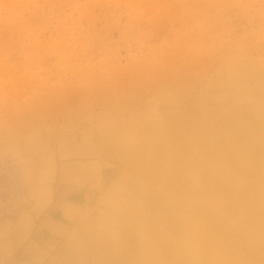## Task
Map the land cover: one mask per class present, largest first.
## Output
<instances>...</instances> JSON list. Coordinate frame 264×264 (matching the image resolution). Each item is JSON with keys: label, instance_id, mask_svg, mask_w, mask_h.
<instances>
[{"label": "rangeland", "instance_id": "obj_1", "mask_svg": "<svg viewBox=\"0 0 264 264\" xmlns=\"http://www.w3.org/2000/svg\"><path fill=\"white\" fill-rule=\"evenodd\" d=\"M263 189L264 0H0V264H140Z\"/></svg>", "mask_w": 264, "mask_h": 264}, {"label": "bare ground", "instance_id": "obj_2", "mask_svg": "<svg viewBox=\"0 0 264 264\" xmlns=\"http://www.w3.org/2000/svg\"><path fill=\"white\" fill-rule=\"evenodd\" d=\"M176 167L180 170L179 172H177ZM166 168L167 166H164V169ZM184 168L180 167V160L174 159L171 166L168 165V169L172 173H170L171 180L179 184L190 183L192 179L191 175ZM153 175L154 182L160 181V176L156 169ZM195 177L193 182L198 184L200 177L196 174ZM159 190L162 192L166 191L165 188H160ZM240 206L242 207V205ZM232 208L237 209L232 206H213L208 213L196 215L186 235L179 237L168 236L166 238L167 243L165 245H154L150 249L149 258L140 264H220L219 259L216 261H209V259L213 254L211 251L220 252L221 244L224 242H231L234 245L230 258L228 257L230 264H264V246L246 238L241 228H238L240 222H248V220L256 215L263 219L260 223H256V225L264 228V205L247 206L245 210H237L238 221L232 219V214L229 212ZM207 227H210L211 230H207ZM252 251L258 253V258H251L249 256V253ZM209 253L212 254L210 255Z\"/></svg>", "mask_w": 264, "mask_h": 264}]
</instances>
